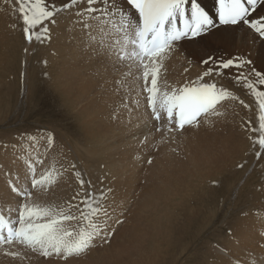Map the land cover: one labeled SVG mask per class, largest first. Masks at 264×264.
I'll return each instance as SVG.
<instances>
[{
    "label": "bare ground",
    "instance_id": "1",
    "mask_svg": "<svg viewBox=\"0 0 264 264\" xmlns=\"http://www.w3.org/2000/svg\"><path fill=\"white\" fill-rule=\"evenodd\" d=\"M198 2L206 11L209 12L210 15H212L213 17L215 16V0H198ZM13 4L15 3L13 2ZM9 5H12V4L10 3ZM16 7L15 9H12V11L11 9L8 8V5L4 6V10L0 9V124H4V122H6L7 124L8 121H10L11 119H15V118H19V121H21L27 118L29 115L37 113V111L41 107V104H44L43 103L44 100H46L45 106H47V103H51L50 108H53V105L57 104V101L63 106H69L70 108H74L73 107L74 104L75 106L76 104L77 105L82 104L81 103V101L83 100L82 97H86L87 99V92H88L89 97L91 96L89 94H91L92 92V91H88V89L86 90V88L80 87V90L79 91L77 90L78 92H75V93H78V97H76L77 99L75 98L76 100L73 101L74 99L72 100L71 99L72 97L70 96L71 94L70 87L74 86L73 88L76 89L77 85L75 86V83L74 85H72L73 84V82L71 81L72 78H70L71 82L69 81V79H65V77H67L66 76L67 72H63L65 68L64 64H63L64 68L62 67L63 71H60L59 66L61 67V64L58 65V62H57V59H59L58 55H60L62 51L66 52V55L68 57H73V54L75 52V51L73 52V50H77L78 47H84V44L87 45L85 46V48L89 47L87 44L88 37L82 25H80L79 28H81L83 32L81 31V29H79V31H81L83 34L79 32L77 34L76 32L77 30H74V29L69 30L68 29L69 26L67 25L70 24V21L68 23L67 18L59 13L56 18L57 19L56 25L55 26L50 25L51 32H52L51 40L50 41L46 40L43 42L34 40L32 44L30 45L26 44V47L29 46L27 48L29 50L26 53L24 50L26 48L24 46L26 42L24 40L23 33L21 31V27H20L21 23H20V20L18 19V9ZM257 7H258V10H257L256 15L259 16L260 14L264 13V7L260 5H258ZM8 10L11 11V12L9 11L10 12L9 15H7L8 13L6 14ZM68 13L66 12L65 15L67 16ZM71 13L72 12H70L69 14ZM71 24L72 25H70V27L71 26L73 27V25H75L74 21H72ZM77 27H78V24L76 28ZM36 31L37 32L39 31V27L36 29ZM251 32L252 31L250 29H247V27L242 24L233 27V26H221L217 23L216 28L206 34L207 36L203 42H198V43L191 42L190 44H188L187 49H189L190 53L192 54H195L197 51L201 49H205L206 50L205 53L207 54H206V57H203V59H201V62L203 60L208 59L209 57H211L217 63H219L222 60L233 59L237 57L251 59L253 61V64L251 66L243 68L242 70L248 75V79L255 83V77L249 73V67H253L255 68L256 71L264 74V40H261L258 37L256 38ZM79 34L83 35V37L79 36ZM115 36L116 34L115 32H113V39L115 38ZM225 43L232 45V46L231 47L226 46ZM203 45H207V46L201 48ZM177 51L179 53V50ZM183 51H184L183 54H186V55L190 54L185 49H183ZM220 51L229 53V55H226L227 56L226 59H223V56L222 57L220 56ZM77 53L76 55L81 54V58H82V53L80 54H77ZM83 54H84L83 57H85V55L88 53L85 54L84 52ZM94 54L96 55L95 52ZM176 54L172 55L170 58L166 57V59H164L165 68L160 77V87L162 89L167 88V90L171 91L173 87H180L190 81H194L197 79L198 76H200L204 71H206L208 67L212 66L211 64H203L204 68L202 69L195 68V67L194 69H192L190 67L192 69L191 70L189 67H187L188 70H191L190 73H187V71L185 72V70H183V72H180L181 71L180 69H183V68L186 69V68L182 65L183 68H180L178 66L179 67L178 69L180 71L176 70L177 61L175 62V60L176 59L179 60L178 58H180L178 57L179 54L177 55V57H176ZM61 57L64 58V56H61ZM68 57H67V60H68ZM76 58L77 57H75V61H77ZM81 58H79L78 56L79 60ZM102 58L103 56H100L99 58H97V60L98 59L103 60ZM72 60L71 62H73L74 64L75 61H72ZM86 60L87 59H85V62ZM99 61H97L96 63V65L98 64L96 66L98 68H100L99 64L102 63V62L98 63ZM106 61L107 62L110 61L109 64L111 66L117 67L116 65H119V64L113 65L112 61L109 59H106ZM93 62L94 61H92V64ZM107 62H105V64H107ZM80 63L81 62H78L79 65L76 63L75 64L80 67L81 66ZM90 63L91 62L87 63V66L88 64L90 65ZM126 63L127 62H125V64ZM173 63L174 65H172ZM178 63L180 64V62ZM84 65H85V69L83 67V64L80 67V68L83 67L84 71L87 69L90 70L91 68L94 67L93 65H91L90 68L89 66L88 68H86V64ZM72 66L73 65H71L70 67ZM104 66L101 65V69L103 67L102 70L99 71V69L97 68L98 71L91 72V73L92 74L98 73V72L100 73V84L102 83L104 84L112 83L113 84L116 80L114 81L113 79L114 82L111 80L112 72H110L109 74V71L106 69L107 65L105 66V68ZM119 66L123 73L128 71L126 66H121V65ZM115 67H114V70H115ZM75 68L77 69L76 70L77 72L73 71L75 73L73 74L72 72L73 75L69 74L71 73L72 69L71 71L67 69L69 72L68 75L69 76L71 75V77L73 76L74 80H75V76H79V73H78L79 68H77L76 66ZM88 73H90V71L87 72L86 74L85 72L84 73L81 72L80 76L82 75L84 76L85 74V76L87 77ZM91 73L90 75H92ZM134 73L136 74L137 72H134ZM221 73L222 74L219 77H216V76L205 77V80L207 82H215L218 87H222L227 90L230 89L228 87V84L234 85L233 88H235V92L234 93L230 91L229 92L235 96L237 95L236 93H238V91L240 93V90L244 89L243 86L240 85V89L238 90L239 85L234 83L233 77L236 73V70L234 68L221 70ZM97 75L94 77H97ZM115 75L118 76V74H115ZM80 76L78 78H80ZM84 77H81L82 79L81 78L78 79L80 80L78 82L79 83L84 82V81H81L85 79ZM118 77L119 78L121 77L120 80L122 79V76H118ZM118 77H115V79ZM98 78H99V75H98ZM98 78H95L96 81L98 80ZM125 78L123 77V79ZM128 78H130V76ZM88 79L90 80L92 79L91 81L94 83L93 77L88 78ZM67 80L69 81V83H67L68 82ZM90 80H87V81H90ZM102 80H104V82ZM125 81L127 80L125 79L124 82ZM79 83L78 85L82 86L81 83L80 84ZM93 83H92V86L89 84L91 87L90 90H94L92 88ZM126 83L130 84L131 82H126ZM113 85H115V83ZM116 85L119 87L121 84L119 85L116 83ZM256 85H259V84H256ZM96 86H98V83ZM101 86L102 85H100V87ZM103 86H105V88L107 89V85H103ZM103 86L100 89H103L104 88ZM129 86H131L130 88L132 89V91L136 90L132 88V83ZM129 86H127L126 88H129ZM133 86H137V85L134 84ZM82 87H85V86H82ZM121 87H119L118 89L116 87L115 89L120 91L122 90L120 89ZM95 89L97 91L100 90V89L98 90L97 88ZM104 89H103V92H104ZM138 89L136 90V92H138ZM113 90L112 92L113 94H115V91ZM125 90L128 91L126 92L128 94L129 90L123 89V91ZM244 92H245V100L241 98L243 97L241 96L242 94L241 95L238 94L239 96H237L238 97L237 100L226 101L231 104L232 108L235 107V109L231 108L229 109V111L226 110V112H224L225 111L224 108H223L224 111L221 109L222 112L228 113L227 115L229 116L227 117L231 118L230 122L228 121L229 123L227 125H224L225 123L223 124L221 121L216 119L219 117L212 116L211 119L210 117L208 118L207 122L202 121L201 127L198 130L189 129L187 132L178 136V139L181 138L182 142H184L185 140L187 144L188 142L189 143L191 142V143H195L196 146L198 144V146L200 147L201 145H199V143H204V142L207 144L208 143H214V144L220 143L222 144L221 154H218L217 156H213V157L208 156V154L202 155L201 157H196L194 154L191 155L190 153V155L188 154L189 156L187 155V157L185 156L180 157L179 162H175L174 171L176 172L170 173V174L166 173L165 175H162L161 177L158 176L159 178L157 177V179H154L155 177L154 178L151 177L152 179H148V180L146 179V181H144V184L142 186L133 187L132 185V187H130L131 186L130 184L129 186L130 188H126L125 185L127 183L119 179H116V177L114 176L116 175V173L120 171L118 170V168H117L118 171H115L116 162L113 164V166L111 165V167L109 168L108 164L104 163V160L106 159L105 157H99V154L97 155L90 154L86 148L81 147L84 145V143L86 142L89 143V141H91L92 139L101 138L102 136L100 135L101 130L99 131L100 134L97 130L93 128L90 129L91 131L88 130L87 125L89 122L86 119V117L88 118V120L90 119L88 116L84 117L86 121L88 122V123L86 122L87 125L84 122L81 123L80 118L78 117V119L76 120L77 123L74 124L76 129L75 131L72 132L73 135L77 138V140L75 139L76 141L74 142V145H72L74 146L73 149H70L67 152L65 157H44L43 164L40 165L38 168V174L42 172L43 170L51 168V167H54L55 169L63 172L64 168H68L70 163H74L77 166L76 171L81 172L82 178L85 179L86 182L88 181L91 182V185L93 186V191H95L96 193H99L101 191H107L108 189H111V192L109 193V196H108V200L105 202L106 207L108 208V210H110V212L113 211L114 209L113 206L119 199L121 204L123 205L122 208H120L119 210L123 212V215L124 213L126 214V212L129 213L130 220L128 223L130 226L129 228L124 227L125 229H123V231L119 233L122 241L114 242L115 241L114 240L111 244H109L110 246L108 247H110L111 251H109V253L106 254V255H109L108 257H104L106 255L102 254V252H100V249H96L90 253V256L87 257V261H85L86 259H81L79 261H75L74 264H105L106 260H111L113 264H181V263L182 264H261V262H264V215H263L264 213V191L260 190L261 186L264 185V157H262L259 160L256 157H254L255 155L254 151L251 147L250 141L247 138V133L244 131L246 122L251 120L253 124H255L256 115H257L255 106L253 105L255 101L254 97L249 95L247 89H245ZM121 93H123V96L124 94H126L124 92H121ZM110 94L113 95L111 92ZM120 94L118 95L117 93L116 96L120 97ZM106 95L102 98L98 97L97 98L98 100H95L96 98L93 97L94 95L91 96L92 98H94V100H91V103L95 105L93 102L96 101L95 103L97 104V106L95 105L97 107V110H95L96 113H94L95 115L97 114V119L96 117L93 118L92 116L91 118L94 119V122H98V124L105 123L104 126L106 127V130L108 129L110 131L109 134L111 135L112 138H114L117 136L115 135V130H114V128L116 127H114L115 124L113 125L112 122L109 120V115H111L110 109L113 110V108L116 107V105H119V103L114 102L115 100H117V98L115 100L113 99L114 101L112 102L116 105L114 106V104L111 102L113 104L112 105L113 108H112L110 103L106 102L108 100L105 98V97H108ZM131 95L129 94V97H127V100H126L127 102H128V98L132 99L133 97H135V96H132V98H130ZM140 95H142L140 97L141 98L140 100L143 101L144 93H141ZM113 96L115 98V95ZM113 96H111V98ZM89 97L87 99L88 102H90ZM137 97L139 96H136V98ZM120 98L123 100L122 95ZM252 99L254 100L252 101ZM240 100H243L245 104L249 105V107L245 108L243 104L240 103ZM86 101L84 103H86ZM123 101L122 103H125V100ZM119 102H121V100H119ZM84 103L82 104L84 106L82 109L89 110L92 105H90L89 109H87V107L89 106V103L88 104L86 103L87 107H85L86 105H84ZM128 104H129L128 105L129 107L130 103ZM144 104L146 105V108L144 105L145 112L148 111L149 113L150 109L147 108L146 98H145ZM106 105H109L108 106L109 108L107 107L110 111L108 112L109 113V115H107L108 117L105 115V112L101 110L102 107L106 108ZM95 106L94 108L92 107L93 110L96 108ZM81 107L82 106H80V108ZM120 108L118 112H120ZM124 109L125 108H123V110ZM134 109H136L135 106H134ZM125 110H127V108ZM140 111H142V109ZM88 112L90 113V111ZM132 112H134V110ZM136 112H139V111H137L136 109ZM120 113L118 114L120 115ZM139 113L141 114V112ZM51 114L54 115V113H51ZM79 114H80L79 116L83 117L81 111L79 112ZM99 114L100 115L102 114L101 118L103 119L101 118L99 119L100 117ZM119 115L116 114L117 117H120ZM60 116L65 120L69 118V117H64L62 115ZM127 117L126 116L124 118L122 117L123 119L120 117L118 121L123 120V122H125L124 119L125 118L127 119ZM84 118L82 119L84 120ZM129 118H132V116H130ZM139 118L140 117L138 116L137 119ZM95 119L97 121H95ZM143 119H148V117L147 118L144 117ZM113 120H116V119H113ZM129 120H130V125H131V128L129 129H134L133 131L130 130L134 133L129 138H133L135 135L140 134V133H147L149 129L152 127L151 124L156 123V121L152 120V118L148 119V121L139 119L140 122L139 123L137 122L138 123L137 125L135 123L133 124L132 119H129ZM134 121H135V117H134ZM55 122L57 123V121ZM66 123H68V121ZM68 125H70V123ZM100 127L102 128V125L98 127V130L100 129ZM127 128H125V130H127L126 132L128 133ZM117 130H119L121 135H122V132L125 131L123 130L122 127L120 129L117 127ZM36 131L37 130H35V133L33 135H26L25 137H21V141H16L15 138L13 139L8 138L11 141L7 144H5L4 142H0V149L6 145L7 147L11 146V148H12V145L13 146L17 145L20 147V145L22 146V144L34 140L35 139L34 135L36 134ZM217 131L219 132V134L215 136V133ZM162 132L165 134L163 136L170 138L171 134H168L164 132L163 130ZM125 133L123 135H125ZM151 133L153 132H150V134ZM1 134L5 136L7 135V133H4V132H1ZM29 137H33L34 139H29ZM47 137L48 135L45 138ZM17 138L20 139V137H17ZM214 139H217L216 142L214 141ZM61 141H63V139ZM96 141L97 140L95 139V143ZM105 142L106 141H104L103 143ZM56 143L58 144V142ZM108 143L110 142L108 141ZM79 144L80 145L82 144V145L80 146ZM220 144L218 146H220ZM106 145H108L107 142H106ZM179 146H180V142H179ZM181 146L185 147L184 145H181ZM192 146L190 147L193 150ZM112 147L115 148V145ZM119 147L121 148V144ZM53 148H55V146ZM56 148H58V146H56ZM120 148H119V151H120ZM219 150L220 149H218V152ZM14 151H16V153L18 152L17 150H14ZM143 151L146 154L147 152L150 151V149L146 147V149H143ZM186 151H190V150L186 149ZM25 152H27V150ZM97 152H100V150ZM63 153H64V150H63ZM24 158H28L29 160L31 157H15V156L8 157V155L7 157L6 156L0 157V183L2 184L0 187V210L3 211L6 218L15 217L16 215L15 209L17 208L16 201L19 199L18 197L15 196V194L10 195L11 189L8 186L9 183L10 182L17 183L18 181V184H17L18 187L27 188V189H30L31 187L30 186L31 176L25 170L27 168H26V162H23ZM38 158H42V157H36V159ZM241 164L244 165L243 168L238 167V165H241ZM114 171H115V174H114ZM133 172L135 173V171ZM140 172L138 174H140ZM71 173H72V170L70 169L69 172L63 175L64 178L72 181L68 185L66 184L67 191L60 192V190L58 189H53L52 191L47 192V193H41V192L33 193V197H32L33 203L43 207L45 206L43 201L52 200L57 206H66L67 205L66 202L71 199V197L73 196V194L78 188V184L76 183V177L72 176ZM138 179L137 180L135 179V180L140 181ZM128 183H132V182L130 181ZM204 189H207L210 191L209 200L205 197H200L201 196L200 192L203 191ZM34 190L35 189H33L32 191ZM112 193H116V195L117 193H119V195L112 196L113 195ZM199 197H200L199 206L196 209L193 207H190L189 205L191 204V202L194 199L199 198ZM131 199H134L135 201L134 203L129 204ZM20 202H23V201L20 200ZM131 205L133 206L132 208H130ZM210 206L211 208H209ZM10 209L12 211H9ZM145 209H146V212H143ZM247 209H248V212L246 211V213L243 214L245 212L244 210H247ZM241 210H243L242 213H241ZM216 211H217V217L215 213ZM141 212H143V216L140 215ZM184 213L188 214L190 217L187 220L188 226L183 228V229H187L188 233L183 236L181 245L177 246L175 250H172L169 240L175 237L177 221L178 219L184 216ZM113 217L114 216L111 215V218L109 219V223L117 224V222L115 221L117 220L119 221L120 219L114 220ZM214 217H216L215 222H214ZM227 217H231V218L227 219ZM217 230H219V233H218L219 236H215V233L217 232ZM226 236H229V237H226ZM218 238H224V240L220 242ZM199 251H202L203 254L200 255ZM35 261L38 262L37 260ZM42 264H48V262L46 261V262H43Z\"/></svg>",
    "mask_w": 264,
    "mask_h": 264
},
{
    "label": "snow or ice",
    "instance_id": "2",
    "mask_svg": "<svg viewBox=\"0 0 264 264\" xmlns=\"http://www.w3.org/2000/svg\"><path fill=\"white\" fill-rule=\"evenodd\" d=\"M16 3L20 27L28 44L34 40L50 41V25H56L57 15L72 12L74 23L82 25L93 52L108 58L113 65L126 66L128 71L123 73L124 77L137 72L135 80H142L138 86L147 93V108L152 120L156 121L152 127L157 132L163 129L171 134L173 142L189 129L198 130L202 121L207 122L209 117L224 115L221 111L223 103L238 99L215 82L205 80V77H219L221 70L234 68V83L242 85L255 99L256 122L247 121L244 131L256 158L264 157V90H257L255 86H264V74L249 67L255 83L248 79L242 69L253 64L251 59L237 57L217 63L209 57L202 63L212 66L196 80L173 87L171 91L160 87L165 57L182 48L185 40L206 35L216 28L217 23L233 27L242 24L264 40V13L256 15L257 6L264 7V0H215L214 17L198 0H66L60 7L56 6L55 0H16ZM113 32L116 34L114 39ZM24 50L28 52L27 48ZM117 83L122 84V81ZM132 103L139 108L138 99L133 97ZM240 103L249 107L243 100ZM121 107L127 108L131 114L127 102ZM112 118L118 117L114 114ZM143 143L145 141H141ZM52 146L53 137L49 134L47 147L51 149ZM26 163L31 173V189L45 193L52 191L70 169L78 188L66 202L67 207H41L33 203L31 190L18 187V181L10 182V195L15 194L23 202L16 201L14 218H6L0 210V254L12 262L19 259L21 264L25 257L30 259L29 254L43 257L48 264H74L87 258L94 248L109 242L111 214L105 202L111 189L99 193L93 191L91 182L82 178L74 163L63 172L51 167L39 176L35 165L43 164V160ZM148 163L152 161L148 160ZM260 190L264 191V185Z\"/></svg>",
    "mask_w": 264,
    "mask_h": 264
},
{
    "label": "rangeland",
    "instance_id": "3",
    "mask_svg": "<svg viewBox=\"0 0 264 264\" xmlns=\"http://www.w3.org/2000/svg\"><path fill=\"white\" fill-rule=\"evenodd\" d=\"M61 0H55V3H56V6L57 7H60L64 2H66V0H62L61 2H60ZM13 2L15 3V4H13ZM0 3H2V4H0V9H3L4 10V6L5 5H8V8L9 9H11V11H12V9H15V7H16V5H17V9H18V4L16 3V0H4V1H0ZM12 4V5H9V4ZM5 4V5H4ZM15 5V6H14ZM12 6V7H11ZM3 7V8H2ZM11 7V8H10ZM14 7V8H13ZM17 9H16V11H17ZM10 10H8L7 12H6V14L7 15H9L10 14V12H9ZM74 11V10H73ZM66 12L68 13L69 11H65V12H61L60 14H62L63 16H65L66 18H67V21H68V23H69V21H70V24H68L67 25V23H66V25L67 26H69V30L71 29H74V30H77L76 32H77V34H78V32L79 33H81V34H83L82 32H83V30L81 29V28H79L80 27V25L81 24H78V23H74L76 26H77V24H78V29L76 28V26L75 25H73V27L71 26L70 27V25H72L71 24V22L72 21H74V17H72L73 15H72V13L71 14H67V16L65 15L66 14ZM68 15H72L71 17L70 16H68ZM57 18V17H56ZM73 19V20H72ZM72 20V21H71ZM20 23H21V21H20ZM75 26V27H74ZM79 29H81V31H79ZM213 30V29H212ZM22 31V30H21ZM256 38L258 37L259 38V36L257 35V34H255V33H253V32H251ZM81 34H79V36H81V37H83V35H81ZM206 36L207 35H204V36H200V37H195V38H192V39H189V40H185L184 42H183V47L182 48H179L178 50H179V53H178V51L176 52V51H174V53L173 54H171V55H169V56H166L167 58H170L172 55H174V54H176V53H178L179 55H181V56H179L178 54H176V57H177V55H178V57H180V58H178L179 60H175V62H176V70H179L178 68L180 67V68H183L182 67V65L187 69V73H190V71L192 70V69H194V67L195 68H199V69H202V68H204V65H203V63L201 62V59H203V57H206V54L207 53H205L206 52V50L205 49H201V50H199V51H197L195 54H192V53H190V51H189V49H187V47H188V44H190L191 42H194V43H198V42H203L204 41V39L206 38ZM25 40V39H24ZM24 42V41H23ZM26 43L24 44V46L26 47V44L27 45H30V44H28L27 43V41H25ZM69 43V42H68ZM226 44V43H225ZM81 45V44H80ZM85 46H87V45H85L84 44V47H78V49L77 50H73V52L75 51H77L76 53L77 54H80V53H82V58H81V54L80 55H76V53L74 52V54H73V57H68L67 55H66V52H64V51H62L61 53H60V55H58V58L60 59H57V62H58V65H60L61 64V67L59 66V70L60 71H63V68H64V71L63 72H67V77H69V78H67V77H65V79H69V81H70V78H72V82H73V84L72 85H74V83H75V86H76V89H74L73 87L74 86H71L70 88V93L71 94H75L74 96L73 95H71L70 93V96L72 97H70L73 101H75L77 98L76 97H78V93H75V92H78L79 90H80V87L81 88H86V90L88 89V91H92L93 93H95V94H93L92 92H91V94H89V95H91V96H93L94 98H96L95 100H98L97 98L99 97H104L106 94V96H108V97H105L106 99H108L106 102H108V103H110V105H111V107L113 108V102L112 101H114L116 98H117V100H115L114 102L116 103H119V105H116V104H114V106L116 105V107H114L113 108V110L112 109H110V111L111 112H115L114 114L116 115H119L118 113H120V117L122 118H124L125 116L127 117L128 115V117H127V119L125 118L124 120H125V122H123V118L121 119L122 121H118V119L120 118V117H118L116 120H113L112 119V117H113V113H111L110 111H109V105H106V108L105 107H102V111H104L105 112V115L107 116V115H109V113L108 112H110V114L112 115H109V120L112 122V124L114 125V127H116V128H114V130H115V135H117L116 137H114V138H112L111 137V135L109 134V130L107 129L106 130V127L104 126V124L105 123H103V124H98V122H94V119H92L91 118V116L93 117V118H95L96 117V119H97V114L95 115L94 113H96V111L95 110H97V104L95 103L96 101H92L95 105H93L92 103H91V100H94V98H92L91 96L89 97L88 96V92H87V99H88V97H89V99H90V102H88V100L86 99V97H82V101H81V103L83 104L86 100V103L88 104L89 103V106L87 107V105H86V103H84V105H86L85 107H87V109H89V107H90V105H92L91 107H90V109L89 110H86V109H82L84 106L82 105V104H76V106H75V104L73 105V107L75 108H70L69 106H63V105H61L58 101H57V104H54L53 105V108H50V104L51 103H47V106H45L46 105V100H44V104H41V107H40V109L37 111V113H34V114H31V115H29L27 118H25L24 120H21V121H19V118H15V119H11L10 121H8V123L6 124V122H4V124H0V142H4L5 144H7V143H9L11 140H9V139H13V138H15L16 139V141H21V137H25L26 135H33L34 133H35V130H37L36 131V134L34 135V140H32V141H29V142H26V143H24V144H22V146L20 145V147L19 146H13L12 145V148H11V146L10 147H2L1 149H0V157H7V155H8V157L10 156V157H31L29 160H28V158H24V161L23 162H26V161H28V162H33V163H35V160H36V157H42V158H38V159H41V160H44L43 158L44 157H65L66 156V154H67V152L70 150V149H73V147L74 146H72V145H74V142L77 140V138L73 135V131H75V129H76V127L74 126V124H76L77 122H76V120L78 119V117L80 118V121H81V123L82 122H84L86 125H87V123H88V130L89 131H91L90 129L91 128H93V129H95V130H97L98 132L101 130V134H100V132H99V134L102 136L101 138H95L97 141H96V143H95V139H92L91 141H89V143L88 142H86V143H84V145L83 146H81L80 144V146L82 147V148H86L88 151H89V153L90 154H99V157H105L106 159L104 160V163L105 164H108V166H109V168L111 167V165L113 166V164L115 163V171H118V170H120L118 173H116V175H114L115 177H116V179H119V180H121V181H124V182H126L127 184L125 185L126 186V188H130V187H132V185H133V187H136V186H142L143 184H144V181H146V179L148 180V179H152V178H154V179H157V177L159 176V177H161L162 175H165L166 173L167 174H170V173H174V172H176V171H174L175 170V162H179V160H180V157H187V155L189 154L190 155V153H191V155L192 154H194L196 157H201L202 155H207L208 154V156H211V157H213V156H217L218 154H221V149H222V144H220V143H199V145H201V147L200 146H198V144H197V146H196V144L195 143H189L188 142V144H187V142L184 140V142H182L181 141V138H179L178 139V136L176 137V140H175V142H173L170 138H168V137H166V136H163V135H165L162 131H160L159 133L157 132V131H155V129L153 128V127H151L150 129H149V131L150 132H153V133H151L150 134V132L148 131L147 133H140V134H137V135H135L133 138H129L130 136H132L133 135V133L134 132H132L134 129H129V128H131V125H130V120L129 119H132V121H133V124L135 123L136 125L140 122V120H147L148 121V119H150L151 118V111H149V113H148V111H146L145 112V109H144V102H145V98H146V94L147 93H144V96H143V101H141L140 99V97L143 95H137L136 93H140V91H141V88H139V86H138V84H142V80L141 81H139V82H137L136 80H135V76H136V74L135 73H133V75L132 76H130V78H128V77H124V75H123V72H122V70H121V68H120V66L119 65H116L117 67H115V66H111L110 64H109V62H107L106 61V59H108V58H106V57H103L102 59L104 60H100V59H98L97 60V58H99L100 56H98L97 54L95 55L94 54V52L92 51V48L91 47H88L89 48V50H88V48H85ZM205 46H207V45H203L201 48H203V47H205ZM226 46H232V45H229V44H226ZM29 46H27L26 48H28ZM80 48V49H79ZM82 49V50H81ZM183 49H185L186 51H188V53H190L189 55H186V54H183ZM29 50V49H28ZM78 50H80V51H82V52H80V51H78ZM88 51V52H86V51ZM85 52V54L86 53H88V54H86L85 55V57H83V53ZM91 54H90V53ZM93 52V53H92ZM176 52V53H175ZM62 54H64V55H62ZM66 55V56H65ZM75 55V56H74ZM190 55H192V56H190ZM226 55H229V53H226V52H221L220 51V56L222 57L223 56V59H226L227 58V56ZM61 56H64V58L63 57H61ZM78 56H79V58H81L80 60L78 59ZM92 56H93V58H92ZM67 57H68V60H67ZM75 57H77L76 58V60L78 61V62H81L80 63V65L82 66V64H83V67H84V69H85V65L84 64H86V68H88V66H89V68H90V66L91 65H93L92 67L93 68H91L90 70L89 69H87V70H83V67L82 68H80L78 65V62L77 61H75ZM166 57H165V59H166ZM73 60H72V59ZM95 58V59H94ZM185 58V59H184ZM69 59H70V61H69ZM85 59H87L86 60V62H85ZM90 59V60H89ZM93 59V60H92ZM182 59H184V60H182ZM63 60H65V61H63ZM71 60L72 61H75L74 62V64H73V62H71ZM83 60H84V62H83ZM94 61L93 62V64H92V61ZM100 60V61H99ZM59 61H60V63H59ZM62 61V62H61ZM97 61H99L98 63H101V64H99V66H100V68H98V67H96L97 65H96V63H97ZM189 61H191V63H189ZM89 62H91L90 63V65L88 64V66H87V63H89ZM105 62H107V64H105ZM174 62V63H175ZM178 62H180V64L178 63ZM78 64V65H76V64ZM104 63V64H103ZM174 63L172 64V65H174ZM63 64H64V67H63ZM67 64V65H66ZM110 66H109V65ZM185 64V65H184ZM66 65V66H65ZM69 65V66H68ZM71 65H73L72 67H74L75 68V66L77 67V68H79L80 69V71L82 72V73H84L85 72V74L87 73V72H89L90 71V73L91 72H95V71H98V69H99V71L100 70H102L103 69V67H102V69H101V65H107L106 66V69L109 71V74H110V72H112L111 73V75H112V78H111V80L113 81V79H114V83H115V85H116V83H117V81L119 80V81H123L124 82V80L126 79L127 81H125L124 83L122 82V84L119 86V87H124V88H120V89H122V90H120V91H118L117 89L119 88L117 85L115 86V85H113L112 83H109V84H111V85H109V84H104V83H102V81L104 82V80H102L101 81V83L102 84H100V73L98 74V73H91L92 75H90V73H88L89 74V76H91V77H89L88 76V74H87V77L88 78H92L93 77V81H94V83L90 80V79H88L86 76H85V74H84V76L82 75V76H80V71H79V69H78V73H79V76H80V78L81 77H84L85 79H87V80H90V81H87V80H85V79H83V80H81V81H84V82H80L81 83V85L82 86H85V87H82V86H79L78 85V81H80V80H78V79H80V78H78L79 76H75V80H74V78H73V76L71 77V75L69 76L68 75V70L69 71H71V69H72V71H71V73H69V74H72V72L73 71H75V72H77L76 70V68H75V70H74V68H72V67H70ZM105 66H104V68H105ZM109 66V67H108ZM179 66V67H178ZM63 67V68H62ZM112 67V68H111ZM114 67H115V70H114ZM187 67H191L190 69L191 70H188V68ZM95 68H96V70H95ZM98 68V69H97ZM111 70H110V69ZM118 68V69H117ZM175 68V67H174ZM68 69V70H67ZM89 70V71H88ZM92 70V71H91ZM181 70V71H180ZM179 71L180 72H183V70H185L184 68L183 69H180ZM115 72V73H114ZM120 72H121V74H120ZM127 72V71H126ZM186 72V71H185ZM77 73V74H78ZM162 73H163V70H162ZM73 74H75L74 72H73ZM72 74V75H73ZM76 74V75H77ZM98 74L99 75V78H98V75H97V77H94V76H96V75ZM115 74H118V76H122V79L120 80V78L118 77V76H116ZM120 74V75H119ZM110 75V76H111ZM118 77V78H116L115 79V77ZM114 77V78H113ZM123 77L125 78V79H123ZM95 78H98V82L96 81V79ZM130 79V80H128V79ZM132 78V79H131ZM82 79V78H81ZM95 79V80H94ZM133 80V81H132ZM68 81V80H67ZM69 81L67 82V83H69ZM70 81V82H71ZM96 81V82H95ZM78 82V83H77ZM89 83L91 86H92V83H93V89L94 90H90L91 89V87H90V85L89 84H87V83ZM126 82H131L132 83V88L133 89H138V92H136V90L134 91H132V89L130 88L131 86H129V85H131V83L129 84V83H126ZM133 82H134V84H136L137 86H133L134 84H133ZM79 83V84H80ZM97 83H98V86H96L97 85ZM95 84V85H94ZM118 84V83H117ZM126 85V86H124V85ZM89 87H88V86ZM100 85H107V89L105 88V86H103L104 88V92H103V89H100V88H102V86L100 87ZM109 85V86H108ZM70 86V85H69ZM96 86V87H95ZM115 86V87H114ZM127 86H129V88H126ZM256 87H257V89H259L260 90V88H261V90H264V86H261V85H255ZM97 88L99 91H97L95 88ZM111 87V88H110ZM117 87V89H115ZM138 87V88H137ZM228 87L230 88V89H228V91H230V92H232V93H234L235 92V88H233L234 87V85H231V84H228ZM78 88V89H77ZM108 88H109V90H108ZM113 88H114V90H113ZM113 91H115V94H113V92H112V90ZM123 89H131V91H129V93L127 94L126 92H128V91H123ZM240 89V85L238 86V90ZM78 90V91H77ZM102 90V91H101ZM242 90H243V92H242ZM244 90L245 89H241L240 90V93H239V91H238V93H236L237 95L236 96H239V95H241V96H243V97H241V98H243L244 100H245V92H244ZM113 94V95H115V98H114V96L113 95H111L110 94V92ZM117 91V92H116ZM108 92V93H107ZM121 92H124V93H126V94H124V96H123V93H121ZM135 94H134V93ZM100 93V94H99ZM103 93H104V95H103ZM117 93H118V95L120 94V97H121V95H122V98H123V100H125V102H127L126 100H127V97H129V94L131 95L130 96V98H132V96H135V98H136V96H139V97H137L136 99H138L139 101H141V105L139 106V108L137 109V111H139V112H141V114L139 113V112H136V109H134V104H132V99H129L128 98V102H127V104L128 103H130V106H129V108L131 107H133L132 109L134 110V112H131L132 113V115L131 114H129V111H128V109L127 110H123V107H121L120 108V106L123 104L122 103V99L119 97V96H116L117 95ZM141 93H143L142 91H141ZM140 93V94H141ZM244 93V94H243ZM99 94V95H98ZM103 96H102V95ZM109 94V95H108ZM239 94V95H238ZM98 95V96H97ZM113 96L112 98H111V96ZM126 96V97H125ZM76 98V99H75ZM111 98V99H110ZM120 98V99H119ZM84 99H85V101H84ZM114 99V100H113ZM119 100H121V102H119ZM254 99H252V101H253ZM251 101V102H252ZM113 104H112V103ZM124 102V101H123ZM122 103V104H121ZM227 103H228V105H227ZM253 103V102H252ZM129 105V104H128ZM132 105V106H131ZM230 105V106H229ZM253 105L255 106V101H254V103H253ZM78 106H79V108H78ZM80 106H82L81 108H80ZM94 106L96 107L94 110H93V108H94ZM93 107V108H92ZM108 107V108H107ZM110 107V108H111ZM136 107V106H135ZM142 107V108H141ZM77 108H78V110H77ZM91 108H92V110H91ZM104 108V109H103ZM119 108H120V112H118L119 111ZM145 108H146V105H145ZM225 109V111H224V109ZM232 108V106H231V104L229 103V102H224V104H223V106L221 107V109L224 111V112H226V110H228L229 111V109H231ZM105 109H106V111H105ZM114 109H115V111H114ZM142 109V111H140ZM232 109H235V107H233ZM132 110V111H133ZM221 110V111H222ZM82 112V116L83 117H81V116H79L80 114H79V112ZM84 111V112H83ZM88 111H90V113L88 112ZM124 112V114L125 113H127V114H123V112ZM77 114H76V113ZM223 112V113H224ZM235 112H236V110H235ZM51 113H54V115H52ZM85 113V114H84ZM92 113V114H91ZM135 113V114H134ZM138 113V114H137ZM22 114V113H21ZM73 114H75V115H73ZM122 114V115H121ZM137 114V115H136ZM145 114V115H144ZM148 114V115H147ZM226 114V115H225ZM228 113H224V116L222 115V116H219V118H216V119H218L219 121H221L224 125H227L229 122H230V120H231V118L230 117H227V116H229V115H227ZM60 115H62V116H64V117H69L67 120H65V119H63ZM102 115V114H101ZM100 114H99V119L102 117ZM134 115H136V116H134ZM86 116H88L90 119L88 120V118L86 117ZM130 116H132V118H129ZM135 117V121H134V117ZM138 116L140 117L139 119H137L138 118ZM148 117V119H143L144 117ZM60 117V118H59ZM84 117H86V119H87V121H86V119L84 118ZM108 117V116H107ZM150 117V118H149ZM222 118V120H221V118ZM227 119H226V118ZM82 118H84V120L82 119ZM112 120H111V119ZM129 118V119H128ZM229 118V119H228ZM95 119V121H97ZM101 119H103V118H101ZM210 119H211V117H210ZM224 119H226V120H224ZM16 120V121H15ZM90 120H92V121H90ZM12 121V122H11ZM14 121V122H13ZM55 121H57V123L55 122ZM68 121V123H66ZM229 121V122H228ZM21 122V123H20ZM87 122V123H86ZM90 122H91V124H90ZM93 122V123H92ZM114 122V123H113ZM126 122H127V124H126ZM138 122V123H137ZM70 123V125H68ZM119 123V124H118ZM126 125H125V124ZM53 124V125H52ZM90 124V125H89ZM123 124V125H122ZM155 124V123H154ZM59 125V126H58ZM91 125H92V127H91ZM102 125V128L100 127V129L98 130V127L99 126H101ZM122 125V126H121ZM129 125V126H128ZM151 125H153V124H151ZM69 126V127H68ZM54 129H52V128ZM68 127V128H67ZM75 127V128H74ZM90 127V128H89ZM95 127H97V128H95ZM117 127L120 129L121 127L123 128V130H125V128H127L128 129V133L126 132L127 130H125L124 132H122V135H121V133L119 132V130H117ZM134 127H136V126H134ZM57 128V129H56ZM20 129V130H19ZM60 129V130H59ZM74 129V130H73ZM151 129H153V130H151ZM57 130H59V131H57ZM103 130V131H102ZM122 130V131H123ZM130 130H132V131H130ZM163 130V129H162ZM46 131V132H45ZM106 131V132H105ZM116 131H118V132H116ZM131 133H130V132ZM1 132H4V133H7V135L5 136V135H3V134H1ZM51 132V133H50ZM59 134H58V133ZM65 132V133H64ZM67 132V133H66ZM126 132V133H125ZM157 132V133H156ZM64 133V134H63ZM125 133V135H123ZM161 133V134H160ZM49 134H51L52 135V137H53V146H52V150L51 149H48L47 148V138H45L47 135H49ZM130 134V135H129ZM219 134V132L217 131L216 133H215V136H217ZM41 135V136H40ZM46 135V136H45ZM61 135H63V136H61ZM69 135V136H68ZM119 136V137H118ZM123 136H125V137H123ZM17 137H20V139H18ZM63 137V138H62ZM72 137H73V139H72ZM153 137V138H152ZM9 138V139H8ZM59 138V139H58ZM116 138V139H115ZM123 138V139H122ZM144 138V139H143ZM147 138V139H146ZM63 139V141H61ZM76 139V140H75ZM111 143H108V141ZM114 139V140H113ZM169 139V140H168ZM101 140H102V142H101ZM118 140V141H117ZM166 140V141H165ZM216 140L217 139H214V141L216 142ZM70 141V142H69ZM72 141H73V143H72ZM104 141H106L107 142V144L108 145H106V142L105 143H103ZM116 141H117V143H116ZM141 141H145V143H143V144H141ZM170 141V142H169ZM180 142V146H179V142ZM56 142H58V144L56 143ZM94 142V143H93ZM114 142V143H113ZM176 142H177V144H176ZM218 142V141H217ZM69 144V145H67V144ZM93 143V144H92ZM98 143H100V144H98ZM121 144V148L119 147L120 146V144ZM125 144V145H127V146H125V145H123V144ZM131 145H130V144ZM135 143V144H134ZM163 143V144H162ZM61 144V145H60ZM102 144H104V145H102ZM212 146H211V145ZM216 145V146H214V145ZM220 144V146H218ZM98 146V148H97V146ZM115 145V148H113L112 146H114ZM181 145H184L185 147H183V146H181ZM192 145H194V146H192ZM7 146V145H6ZM26 146V147H25ZM41 146V147H40ZM55 146V148H53ZM56 146H58V148H56ZM67 146H69V147H67ZM79 146V147H80ZM100 146V147H99ZM111 146V147H110ZM116 146H118V147H116ZM171 146V147H170ZM187 146V147H186ZM188 146H189V148H188ZM190 146H192L193 147V150H192V148L190 147ZM206 146V147H205ZM211 146V147H210ZM214 146V147H213ZM18 147H19V149H18ZM102 147V148H101ZM134 147V148H133ZM146 147H148V149H150V151L149 152H147L146 154L144 153V151H143V149H146ZM167 147V148H166ZM183 147V148H182ZM196 147V148H195ZM7 150H6V149ZM95 148V149H94ZM106 148V149H105ZM119 148H120V151H119ZM123 148V149H122ZM165 150H164V149ZM199 150H198V149ZM29 149V150H28ZM61 149V150H60ZM91 149V150H90ZM97 149V150H96ZM163 149V150H162ZM186 149L187 150H190V151H186ZM218 149H220L219 150V152H218ZM14 150H17L18 152V154L16 153V151H14ZM27 150V152H25ZM56 150V151H55ZM58 150V151H57ZM63 150H64V153H63ZM100 150V152H97V151H99ZM118 150V151H117ZM123 152H122V151ZM180 150V151H179ZM195 150V151H194ZM198 152H197V151ZM214 150V151H213ZM8 151V152H7ZM66 151V152H65ZM164 153H163V152ZM44 152V153H43ZM49 152V153H48ZM121 152V153H120ZM181 152V153H180ZM187 152V153H186ZM194 152V153H193ZM211 152V153H210ZM5 155H3V154ZM57 153V154H56ZM61 153V154H60ZM166 153V154H165ZM214 155H213V154ZM14 155V156H13ZM56 155V156H55ZM58 155V156H57ZM166 155V156H165ZM188 155V156H189ZM165 156V157H164ZM177 156V157H176ZM77 157H79V156H77ZM254 157H256L255 155H254ZM33 158V159H32ZM161 158V159H160ZM163 158V159H162ZM79 159V158H78ZM32 160V161H31ZM148 160H151L152 161V163L151 164H149L148 163ZM166 160H168V161H166ZM178 160V161H177ZM117 161H118V163H117ZM157 162V163H156ZM165 162V163H164ZM135 163V164H134ZM165 165H164V164ZM158 164V165H157ZM163 164V165H162ZM40 165H42V164H36L35 166H36V174H37V176H39V174L41 173H39L38 174V168H39V166ZM167 166V167H166ZM26 168L27 169H25L26 171H27V173H29V175L31 176V173H30V171H28V167H27V163H26ZM117 168H118V170H117ZM166 170V171H165ZM115 171H114V174H115ZM133 171H135V173L133 172ZM142 172V174H141V172ZM144 171V172H143ZM140 172V174H138ZM161 172H162V174H161ZM125 173V174H124ZM129 173V174H128ZM159 173V174H158ZM122 174V175H121ZM153 174H155V175H153ZM131 176V177H130ZM142 176V177H141ZM152 177V178H151ZM158 177V178H159ZM132 178V179H131ZM139 178V179H138ZM140 178H142V179H140ZM61 180H59L58 181V183L59 184H57L55 187H54V189H58V190H60V192H65V191H67V185L69 184V183H71L72 181L71 180H69V179H66V178H64L63 176L60 178ZM130 179V180H129ZM138 179V180H140V181H136V180ZM62 181V182H61ZM132 182V183H128V182ZM139 184H138V183ZM62 184H64V185H62ZM67 184V185H66ZM129 184V185H128ZM130 184H131V186H130ZM136 184H138V185H136ZM1 183H0V187H1ZM58 185H59V187H58ZM30 186H31V180H30ZM128 186V187H127ZM130 186V187H129ZM66 189V190H65ZM29 190H33V189H31V187H30V189ZM33 193H36V192H38L37 190H34V191H32ZM41 193H45V192H41ZM113 194V195H112ZM112 194H110V195H112V196H118L119 195V193H117V195H116V193H112ZM136 194V193H135ZM200 197H205V198H207L208 200L210 199L209 198V195H210V191L209 190H207V189H204L203 191H201L200 192ZM200 197L199 198H196V199H194L192 202H191V204L189 205L190 207H193V208H197L198 206H199V201H200ZM20 199V198H19ZM21 201H23V199L21 198L20 199ZM133 200V201H132ZM134 199H131V201L129 202V204H132V203H134ZM44 202V205L45 206H57L52 200H48V201H43ZM122 204H121V202H120V200L118 199V201L114 204V206H113V208L115 209H113V211H111L110 212V210H109V212H110V214L112 215V216H114L113 218H114V220H116V219H120L119 220V222L117 223V224H115V223H109L110 224V226H111V236H110V239H109V242L107 243L108 245H104V244H102V245H100L99 247H97V248H94L92 251H94V250H96V249H100V252H102V254H104V255H106V254H108L109 253V251H111V249H110V247H108V246H110L109 244H111L114 240V242H116V241H122L121 240V237H120V235H119V233H121V231H123V229H125V228H129V220H130V215H129V213L128 212H126V214L124 213V215H123V212L122 211H120L119 209L120 208H122ZM63 207H67V205L66 206H63ZM133 206L131 205V207L130 208H132ZM209 208H211V206L209 207ZM116 211H117V213H116ZM242 211L243 210H241V213H242ZM245 212L243 213V214H245L246 213V211L248 212V209L247 210H244ZM143 212H146V209L143 211ZM143 212H141L140 213V215L141 216H143ZM120 213V214H119ZM216 213V217H217V211L215 212ZM115 214V215H114ZM121 215V216H120ZM263 215H264V213H263ZM116 216V217H115ZM216 217H214V222L216 221L215 220V218ZM132 218H133V216H132ZM190 217H189V215L188 214H186V213H184V216L182 217V218H180V219H178V221H177V225H176V235H175V237L174 238H169L170 240H169V243L171 244L170 246H171V249L172 250H175L176 248H177V246H179V245H181V241H182V239H183V236L184 235H186L187 233H188V230L187 229H183V228H185L186 226H188V219H189ZM231 217H227V219H230ZM125 227V228H124ZM218 229H220V228H218ZM218 233H219V230H217V232L215 233V236H219L218 235ZM113 235V236H112ZM213 236V235H212ZM259 236V235H258ZM226 237H229V236H226ZM113 238V239H112ZM119 238V239H118ZM218 240L220 241V242H222L223 240H224V238H218ZM100 242L99 241H97V244H99ZM259 245H261V244H259ZM105 247V248H104ZM103 249V250H102ZM221 249V248H220ZM108 250V251H107ZM223 250V249H222ZM91 251V252H92ZM90 252V253H91ZM199 254L200 255H202L203 254V252L202 251H199ZM29 256H30V259H31V261H30V259H29V257L28 258H26L25 257V260L23 261V264H42L43 262H46V260L43 258V257H39V256H37V255H35V254H29ZM88 256H90V254L88 255ZM87 256V257H88ZM109 255H106V256H104V257H108ZM166 258V257H165ZM86 260L85 261H87V258H85ZM34 260V261H33ZM35 260H37L38 262H36ZM33 261V262H32ZM42 261V262H41ZM19 262V263H18ZM0 264H21V261H19V259L17 260V261H15V262H12L11 260H10V258H8V257H5V256H3L2 254H0ZM105 264H113L112 263V261L111 260H106L105 261ZM182 264V263H181Z\"/></svg>",
    "mask_w": 264,
    "mask_h": 264
}]
</instances>
